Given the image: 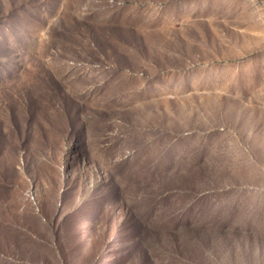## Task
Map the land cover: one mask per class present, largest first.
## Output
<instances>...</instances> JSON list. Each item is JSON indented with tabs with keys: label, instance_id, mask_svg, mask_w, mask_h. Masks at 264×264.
<instances>
[{
	"label": "rangeland",
	"instance_id": "rangeland-1",
	"mask_svg": "<svg viewBox=\"0 0 264 264\" xmlns=\"http://www.w3.org/2000/svg\"><path fill=\"white\" fill-rule=\"evenodd\" d=\"M0 0V264H264V0Z\"/></svg>",
	"mask_w": 264,
	"mask_h": 264
},
{
	"label": "crops",
	"instance_id": "crops-1",
	"mask_svg": "<svg viewBox=\"0 0 264 264\" xmlns=\"http://www.w3.org/2000/svg\"><path fill=\"white\" fill-rule=\"evenodd\" d=\"M209 6H211V8H216L217 6H221V3L223 2V4L225 3V1L223 0H207Z\"/></svg>",
	"mask_w": 264,
	"mask_h": 264
}]
</instances>
